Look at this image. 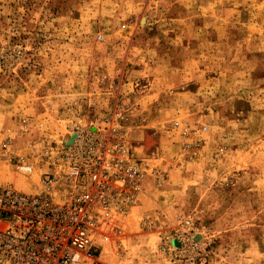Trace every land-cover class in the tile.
<instances>
[{
    "label": "rangeland",
    "instance_id": "obj_1",
    "mask_svg": "<svg viewBox=\"0 0 264 264\" xmlns=\"http://www.w3.org/2000/svg\"><path fill=\"white\" fill-rule=\"evenodd\" d=\"M116 107L164 178L102 264H264V0H0V187Z\"/></svg>",
    "mask_w": 264,
    "mask_h": 264
},
{
    "label": "built area",
    "instance_id": "obj_2",
    "mask_svg": "<svg viewBox=\"0 0 264 264\" xmlns=\"http://www.w3.org/2000/svg\"><path fill=\"white\" fill-rule=\"evenodd\" d=\"M128 121L116 107L97 123L75 127L72 143L35 153L49 167L42 191L0 187V264H102L105 247L121 248L127 215L148 181L164 178L134 153Z\"/></svg>",
    "mask_w": 264,
    "mask_h": 264
},
{
    "label": "bare ground",
    "instance_id": "obj_3",
    "mask_svg": "<svg viewBox=\"0 0 264 264\" xmlns=\"http://www.w3.org/2000/svg\"><path fill=\"white\" fill-rule=\"evenodd\" d=\"M73 137H75V135H73ZM74 141V140H73Z\"/></svg>",
    "mask_w": 264,
    "mask_h": 264
}]
</instances>
